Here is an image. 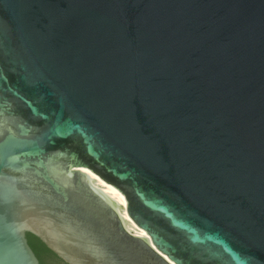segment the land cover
I'll return each instance as SVG.
<instances>
[{"label": "water", "instance_id": "obj_1", "mask_svg": "<svg viewBox=\"0 0 264 264\" xmlns=\"http://www.w3.org/2000/svg\"><path fill=\"white\" fill-rule=\"evenodd\" d=\"M28 234L66 264H264V0H0V264H41Z\"/></svg>", "mask_w": 264, "mask_h": 264}, {"label": "bare ground", "instance_id": "obj_2", "mask_svg": "<svg viewBox=\"0 0 264 264\" xmlns=\"http://www.w3.org/2000/svg\"><path fill=\"white\" fill-rule=\"evenodd\" d=\"M83 171L87 172L89 175L90 181L92 182L93 186L102 194V196L112 204L119 213L125 219V225L129 230H132L135 235L140 237H146V232L140 228H138L133 221L130 219L126 212V202L124 195L114 186L107 184L103 181L100 177L97 176L94 172L88 169H82Z\"/></svg>", "mask_w": 264, "mask_h": 264}, {"label": "trees", "instance_id": "obj_3", "mask_svg": "<svg viewBox=\"0 0 264 264\" xmlns=\"http://www.w3.org/2000/svg\"><path fill=\"white\" fill-rule=\"evenodd\" d=\"M29 242L40 259L41 264H66L52 252L39 238L28 234Z\"/></svg>", "mask_w": 264, "mask_h": 264}]
</instances>
